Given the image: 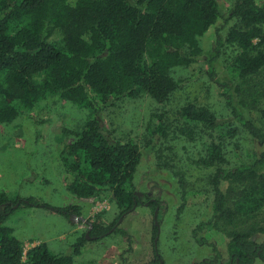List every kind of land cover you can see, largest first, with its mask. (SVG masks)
Listing matches in <instances>:
<instances>
[{
	"label": "trees",
	"instance_id": "16d2710c",
	"mask_svg": "<svg viewBox=\"0 0 264 264\" xmlns=\"http://www.w3.org/2000/svg\"><path fill=\"white\" fill-rule=\"evenodd\" d=\"M213 28L216 47L208 59V74L218 85L224 112L188 102L172 124L162 113L154 116L158 123L151 121L146 127L152 137L146 145L158 150L166 147L171 135L196 141L219 134V142L215 137L211 142L203 139L205 154L191 160L199 168L215 167L209 178L212 217L195 230L199 244L206 243L197 236L204 228L235 226L264 209V154L249 162L228 158L242 153L243 134L264 145V130L246 114L242 97L252 79L264 76V1L236 0L223 17L219 0H0V125L21 117L34 119L30 113L51 96L92 113L82 129L63 130L70 141L59 156L68 193L109 200L117 207L113 225L90 224V238L119 230V220L141 204L135 192L141 147L132 140L115 139L104 125L103 111L144 95L157 105L170 102L183 83L174 77V69L189 67L202 56L200 39ZM59 42L63 50L57 47ZM226 51L234 52L230 79H217L215 63ZM156 136L158 146L153 143ZM161 149L156 154L165 167ZM24 204L67 218L78 210L77 206L52 209L32 198L11 200L0 192V264H74L89 243L86 235L70 256L53 254L46 243L25 250L7 225ZM149 205L157 208L154 202ZM158 232L155 224L156 259ZM257 233L264 234V228L230 234L227 264L264 263V243L256 241Z\"/></svg>",
	"mask_w": 264,
	"mask_h": 264
},
{
	"label": "rangeland",
	"instance_id": "374dc122",
	"mask_svg": "<svg viewBox=\"0 0 264 264\" xmlns=\"http://www.w3.org/2000/svg\"><path fill=\"white\" fill-rule=\"evenodd\" d=\"M263 1L258 0L260 4ZM235 2L219 0L223 17L228 16ZM200 45L201 57L189 67L174 69V77L183 83L170 102L157 105L144 95L103 111L104 125L115 139L132 140L141 147L143 160L135 176V192L141 204L119 220L116 226L119 230L113 229L94 241L89 239L90 244L74 258V264H227L232 232L264 228L262 209L252 220L240 219L235 226L206 227L199 231L197 236L204 244L195 240L197 226L212 217L213 193L209 178L215 167L199 168L191 160L204 153L203 139L211 142L215 137L219 142V134L204 135L196 141L187 140L185 135L178 139L171 135L166 147L159 150L146 145L152 139L146 133L147 124L156 121L154 116L158 114L166 113V122L172 124L177 111L188 102L208 105L217 113L224 112L218 85L208 74V59L216 47L215 28L200 39ZM57 47L64 49L60 42ZM233 55V51H226L215 63L217 79H230L228 69ZM246 89L249 91L242 95L247 102L246 114L264 130V76L252 79ZM30 114L35 118L21 117L13 124L0 125V192L11 200L32 198L49 204L52 209L77 206L78 210L66 218L61 213L52 215L51 209L24 204L10 216L7 225L13 228L27 251L46 243L53 254L70 256L79 239L84 235L87 238L91 223L110 226L118 216L116 205L109 200L80 199L68 193L64 185L59 156L70 140L65 138L63 130L82 129L92 113L51 96L42 102L38 111ZM153 143L157 146L161 143L159 136ZM241 145V154L228 156L231 161L249 162L264 154V145L247 134H243ZM160 149L166 157L165 167L160 166L162 161L156 154ZM153 202L155 210L149 205ZM155 224L159 228L158 259L153 248ZM255 239L264 243V234L257 233ZM34 240L39 243L34 244ZM254 264L264 263L257 260Z\"/></svg>",
	"mask_w": 264,
	"mask_h": 264
},
{
	"label": "crops",
	"instance_id": "0c3cea01",
	"mask_svg": "<svg viewBox=\"0 0 264 264\" xmlns=\"http://www.w3.org/2000/svg\"><path fill=\"white\" fill-rule=\"evenodd\" d=\"M50 212L52 213V215H54L55 213L57 214V212H55V211H53V210H50ZM67 218V217H66ZM96 238H93V239H91L92 241H94ZM89 240V239H88ZM91 241V242H92ZM32 242H34V244H38L39 243V241H32ZM33 244V243H32ZM88 244H90V242L88 243ZM86 248H87V246H86ZM27 251V250H26Z\"/></svg>",
	"mask_w": 264,
	"mask_h": 264
},
{
	"label": "water",
	"instance_id": "95a60500",
	"mask_svg": "<svg viewBox=\"0 0 264 264\" xmlns=\"http://www.w3.org/2000/svg\"><path fill=\"white\" fill-rule=\"evenodd\" d=\"M157 215H158V211L155 213V216H157ZM87 238H88V239H93V238H90V237H89V233L87 234ZM156 243H157V240H156Z\"/></svg>",
	"mask_w": 264,
	"mask_h": 264
},
{
	"label": "flooded vegetation",
	"instance_id": "af4514ba",
	"mask_svg": "<svg viewBox=\"0 0 264 264\" xmlns=\"http://www.w3.org/2000/svg\"><path fill=\"white\" fill-rule=\"evenodd\" d=\"M138 196V195H137ZM138 198L140 199V196H138ZM71 216H72V214H71ZM71 218V217H70Z\"/></svg>",
	"mask_w": 264,
	"mask_h": 264
},
{
	"label": "built area",
	"instance_id": "2783aa9c",
	"mask_svg": "<svg viewBox=\"0 0 264 264\" xmlns=\"http://www.w3.org/2000/svg\"><path fill=\"white\" fill-rule=\"evenodd\" d=\"M90 229H91V226H90Z\"/></svg>",
	"mask_w": 264,
	"mask_h": 264
}]
</instances>
